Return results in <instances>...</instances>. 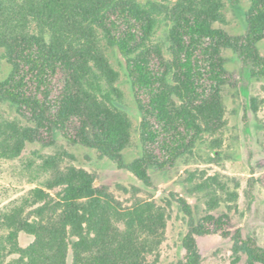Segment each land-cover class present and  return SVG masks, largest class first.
<instances>
[{
    "label": "trees",
    "instance_id": "16d2710c",
    "mask_svg": "<svg viewBox=\"0 0 264 264\" xmlns=\"http://www.w3.org/2000/svg\"><path fill=\"white\" fill-rule=\"evenodd\" d=\"M218 19L216 0H0V48L11 65L0 80V99L32 123L0 121V156L17 157L28 142L51 144L59 130L152 185V169L173 168L225 125L223 89L234 86L225 49L236 54L244 76L264 78V0H250L243 33L216 27ZM162 23L167 29L159 42ZM104 47L125 58L141 116L142 150L129 161L133 123ZM58 160H43L50 177L26 198L30 214L24 204L0 212V264L8 254L18 255L17 264H156L149 256L165 237L168 208L153 199L124 207L93 173L61 168ZM230 179L234 187L219 173L196 185L210 195L202 216L175 196L187 217L178 264H203L198 240L209 234L231 238L246 264H264V246L232 226L229 212H213L222 200H238L240 184ZM22 231L34 237L26 247Z\"/></svg>",
    "mask_w": 264,
    "mask_h": 264
},
{
    "label": "rangeland",
    "instance_id": "374dc122",
    "mask_svg": "<svg viewBox=\"0 0 264 264\" xmlns=\"http://www.w3.org/2000/svg\"><path fill=\"white\" fill-rule=\"evenodd\" d=\"M216 1L221 19L214 25L233 34L243 33L250 0H240L238 4L230 0ZM166 29V24L162 23L156 41L164 42ZM259 47L264 56V40ZM104 48L113 68L119 72L117 84L125 95L121 107L133 123L131 143L125 150L129 161L139 156L142 150L141 116L126 75L125 58L116 48ZM223 54L234 81V86L226 85L223 89L225 125L215 134L205 135L194 153L180 158L173 168L167 171L152 169V185H145L129 170L119 168L109 158L101 156L96 149L74 143L57 130L51 144L28 142L19 156H0V212L24 204L26 214H30L33 207L26 204V198L36 186L44 187L50 177V172L42 166L43 160L57 156L61 168L76 165L93 173L96 184L106 186L124 207L147 199L165 205L169 214L165 237L157 252L149 258L151 261L157 259L156 264H178L185 253L182 238L187 232V217L175 196L186 198L194 212L202 216L206 213V201L210 195L207 190H197L196 185L208 175L219 173L231 187L235 186V181L230 178L239 182V198L228 203L222 200L213 212H229L232 226L241 227L245 237H255L264 246V78L249 79L243 75L242 63L232 50L225 49ZM165 56L169 57L167 50ZM10 70L11 65L0 48V80L7 77ZM0 121H12L20 127L32 125L16 107L2 99ZM212 157H216L218 163H208ZM51 192L55 194V190ZM228 204L232 209L227 207ZM4 234L0 228V238ZM33 239L24 231L19 234V242L24 247ZM198 241L203 264H246V255L234 253L231 238L209 234L199 237ZM17 257V254L2 256V264H17Z\"/></svg>",
    "mask_w": 264,
    "mask_h": 264
}]
</instances>
